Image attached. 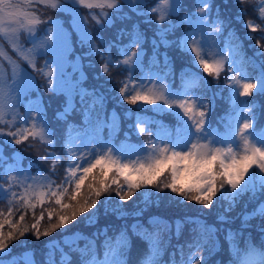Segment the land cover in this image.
Listing matches in <instances>:
<instances>
[{"label":"snow or ice","instance_id":"snow-or-ice-1","mask_svg":"<svg viewBox=\"0 0 264 264\" xmlns=\"http://www.w3.org/2000/svg\"><path fill=\"white\" fill-rule=\"evenodd\" d=\"M234 2L240 5L243 0H234ZM32 4L33 0H0V41L10 44L20 60L46 78L50 92L65 97L63 109L56 113L55 118L64 121L67 125L61 150L68 157V163L65 166L64 178L57 183L52 177L57 174V165L63 158L55 151V134L47 122L46 112L43 110V98L37 96L34 104L30 102L26 106L24 116L18 111L23 103L22 97L35 90V79L0 48V57L6 59L11 66L10 77L7 75L0 77V203L5 200L8 202V215L5 216L4 211L0 210V217H4L0 219V264H4L3 256L11 253L10 242L25 237L30 231L37 240L41 236H50L59 229H65L67 235L66 226L76 222L78 217L89 213L83 216V222L85 226H93L99 219L101 211L105 216L114 214L117 219L126 220L128 213L123 205L116 204L113 208H109L107 205L111 203V196L105 201L99 199L103 193L109 192L113 184L117 185L115 194L120 201L129 200L141 188L151 187L156 189L157 200L161 198L159 193L168 191L174 194L171 202L177 205H182L184 202L195 203L201 207V211L196 216H184L174 221L153 216L149 217L145 224L139 219H134L131 225H122L111 236L108 234V228L98 230L89 237L91 245H85L83 248L78 241L75 244L64 242L62 236L53 248L48 249L51 260L46 254L44 264H73L70 255L73 252L78 257L75 264H129L133 236L146 245V251L137 264H162L163 254L171 243L172 235L179 237L186 224L191 225L189 233L192 236L187 242L190 250L188 257L185 259L184 256L185 245H177L176 248L180 253L179 261L174 250L167 264H207L206 257H197L195 253L216 237L220 229L202 219L206 215L202 210L212 209L218 201L223 202L226 205L224 212L216 216V221L221 224L231 223L225 213L231 212L243 195L251 193V198L254 199L257 194H264V132L256 134L247 131L254 127L255 116L245 115V109L249 113H254V105L240 99L264 95V64L260 66L258 75L254 77L246 69L236 67L237 64L244 65L247 61L240 52L239 39L230 40L228 37H225V49L221 51H227L229 55L215 64L209 62L203 49L215 47L226 26V22L220 16L219 7L215 9V21L209 24L208 13L212 11V0H195L198 11L186 13L180 20V24H188L191 31L174 41H169L167 36L169 32H174L175 28L180 26L173 24L171 18L179 14L184 6L183 0H156L155 3H152V0H35L36 8L29 10ZM41 6L45 11L51 9L71 16L73 29H78L82 36L81 43L86 42L90 46V55L100 57L101 71L106 76L111 78L110 69L113 67L131 74L121 81L120 103L137 105L140 102L141 105H154L156 106L154 111L158 113L167 109L169 114L177 118L176 125L161 127V135L152 132L147 125L140 126L138 121L136 125L138 134L149 135L147 144L140 146L138 151L117 150L105 143L95 144L92 148L84 146L86 154L80 155V146L69 138L70 130L78 126L68 123L67 116L76 110L77 97L80 104L84 105L85 98L91 96L92 102L82 113L84 117L82 123L87 122L90 119V110L95 109L97 105L103 108L106 97L95 89L89 91L82 87L83 79L86 77L72 81L69 75L66 84L61 82L60 86H57L52 73L45 71L48 61H45L42 68L36 67V59L41 54V49L46 48L51 42L50 35L53 31L52 28H46L45 35L48 39L36 45L35 36L38 26L54 24L52 17L47 20L42 19ZM81 8L89 11L87 14H82ZM125 8L137 16L146 17L148 23L162 25L168 22L167 28L161 27L156 31V36L161 38L159 42H155L154 39L153 56H156L161 45L165 48L175 45L186 54L195 53L193 63H198L205 73L217 79L227 64L229 72L235 73L229 76L228 81L230 107L235 108L240 104V116L247 122L241 126L238 123L232 124L231 119H227L228 127L223 134L214 129L207 119L211 111L208 103L200 99L195 92L173 90L170 84L162 83L163 80H167L168 75H175L174 70L170 71V59L166 52L162 54L164 72L155 76L150 71L147 75L142 73L141 79L135 80L129 90V83L135 78L134 70L137 64H143V33L139 31V25L133 23L130 29L123 27L117 29L114 40L105 39L103 35L117 22L123 24L131 20V16L123 11ZM95 9L99 11H94ZM257 9L258 15L245 25L252 33L258 31L255 20L259 19L261 25H264V0L253 6L252 12L256 13ZM149 13L158 18L153 21ZM246 14V9L239 8L236 18L240 19ZM89 18L99 30V35L94 39L87 27ZM231 31L229 29V34ZM259 31L264 33V26L259 27ZM22 35L33 42V48L25 47L21 41ZM59 35L64 38L63 31ZM197 35L200 36L197 46L190 47L189 41ZM125 37L128 38V43L123 46L122 57L119 59L112 57L111 50L117 48L119 51L118 41ZM246 38L257 39L255 47L264 51V44L259 38L251 35H246ZM133 49L138 50L133 51ZM234 55H240V60H234ZM255 55L258 56L260 53ZM159 64L160 61L157 59L151 67H158ZM201 82L198 76L186 81L189 89L200 87ZM204 83L206 85V82ZM147 84L153 86L148 87ZM130 113V109L126 110L125 116ZM226 115L230 117L231 114ZM225 120L226 117H220L218 124ZM119 123V114L113 109L107 120L98 121V127L101 132L104 128H108L110 133L118 134ZM237 128H239V142L236 139ZM125 135L127 136V133ZM30 138L33 141L39 140L46 146L41 159L52 160L48 174L38 172L33 176L30 171L32 163L29 162V168H23L20 164L22 157L18 152L14 151L10 156L5 155L3 145H20ZM145 149H147L146 153ZM133 156L136 159H132ZM97 168L100 170L99 176L93 175ZM110 172H115L116 177H122L124 183L121 184L118 178H113L109 183ZM90 175L91 182L87 183L88 192L84 194L82 189ZM5 178L7 187H4ZM18 189L20 191H17ZM176 196L181 199L176 201ZM65 199L68 202H64ZM46 203L56 207L46 208ZM98 203L101 204V208L96 207ZM38 206L39 215L36 214ZM29 212L34 220L30 227L25 222ZM16 213H19V218L13 222L10 217L15 216ZM45 213H47V227L41 231V222L45 218ZM140 214L142 213H133V217ZM255 218L264 219V201H260L251 213L245 212L240 217L241 225L238 230L233 231L230 228L226 230L225 240L229 244L231 264H264V236L260 246H257L251 241L249 233L243 248L240 247L237 239L244 235L245 229L251 227L250 221ZM5 225L10 229L7 234L3 230ZM259 231L264 234V225L260 226ZM71 235H79L83 238L84 234L73 232ZM101 235L104 237L100 245L103 248L102 258L96 246V239ZM21 243L24 244L26 241ZM52 243V241L47 242V244ZM212 247H215L214 240ZM64 248L69 249V252L63 251ZM56 251L61 252L59 262L55 259ZM208 251L211 253V249ZM23 259V255L19 258L14 257L12 264H21ZM24 264H35V260L31 262L25 260Z\"/></svg>","mask_w":264,"mask_h":264},{"label":"trees","instance_id":"trees-1","mask_svg":"<svg viewBox=\"0 0 264 264\" xmlns=\"http://www.w3.org/2000/svg\"><path fill=\"white\" fill-rule=\"evenodd\" d=\"M156 2V1H154ZM258 0H243L240 5H237L234 0H212V11L209 12L208 17L212 21L216 19V11L215 9L219 7L220 9V16L226 22V26L224 28L223 34L220 35V38L223 43H225V37H228L230 40H235L236 38L239 39L241 48L240 52L244 56L245 61V68L247 69L248 73L251 76H256L259 73L260 66L264 64V51L260 48L255 47L257 43V39H247L246 35H251L260 39V42L264 44V33L259 31V27L264 26L261 25L259 19L255 20L254 22L258 26V31L252 33L245 27V25L252 20L254 16L258 15V9L256 13L252 12L253 6L257 5ZM183 7L180 9L178 15H174L171 20L173 24H180L181 18L190 12H196L197 8L195 7V0H183ZM239 8H244L247 10V14L244 15L242 18L237 19V12ZM48 11V12H47ZM44 11L47 14L53 13L51 10ZM50 12V13H49ZM57 15L56 13H54ZM131 16V20L125 21L123 24L117 22L116 25L112 28L107 29L103 35L105 39L114 40L116 39V31L119 28H131L133 23H137L139 25V31L143 33L144 40L142 41V47L144 50L143 53V67L142 69H136L135 71V80L138 79V75L142 72L148 73L151 70H156L158 73L164 72V61H163V53H167L171 68L170 71L174 70L175 75H168L167 82L171 85V87L175 90H189L195 92H201L203 98L206 99L211 111H209V120L211 126L214 129H217L220 133L225 132L227 125H224V122L218 124V119L220 117H227L226 114L230 113V99H229V69L227 65L225 66L224 70L219 74L218 79L214 76H210L203 71V69L199 66L198 63H193L195 57L192 54H186L182 52L179 48L175 45L165 48L163 45L159 47L156 56L153 55V43H150V39L156 38L155 42H159V36H156V31L158 28H167L168 22L160 25L158 28L153 23H148L146 17L144 16H137L136 14L132 13H125ZM67 25V23H66ZM46 25L42 27V30H45ZM187 29H191L188 24H180L179 27H176L174 32H169L167 39L169 41H174L178 37L182 36ZM229 29H231V34H229ZM99 35V30L97 29L92 33L93 39ZM71 44L73 45L72 50L74 54L80 56L84 61H87L88 64L95 67L94 74L92 77H89L88 80L82 83V87L92 91L95 89L98 93H103L106 97L105 105L102 108L100 105H97L95 109L90 110V119L87 122H83L84 119L82 113L85 108L92 102V97L85 98V104L81 105L80 102L78 106H76V110H74L71 114L67 116V122L71 124H75L78 127L71 129L69 133V138L74 133H84L88 134L91 130L94 131L95 137L99 143L101 140L108 137V130L104 128L103 131H100L98 127V121L107 120L109 114L112 113V110L115 109V112L119 114L120 117V124H119V132L116 139H114L115 144L122 143L123 141L133 142L137 141H147L149 139L148 134L143 135H133L135 134L137 122L144 120L147 121L151 119L148 126L151 128L152 132L160 130L161 127H172L173 124L177 123V118L173 115H170V118L167 120H162L163 122H158V116L154 117L152 115V108L150 105H141L138 102L137 105H130L126 102L120 103V87L122 86L121 81L125 80L128 76L126 72L123 70H119L117 68H113L110 70L111 78L108 77V81L110 83L104 82L102 77H104V73L99 76L101 71V59L97 55H90V46L85 42L81 43V39L75 38L73 35L71 37ZM128 38L125 37L124 39L118 41L120 45V49L118 51L117 48H113L111 50L112 57L121 58L122 53L121 49L124 45H127ZM256 53H260V55H255ZM12 54V53H11ZM72 54V51H71ZM240 57V55H239ZM159 59L160 64L158 67H151L155 61ZM100 67L99 71L96 72L97 68ZM201 78V85L198 88H191L189 89L186 81L189 78L195 77ZM206 82V85L205 83ZM45 92V91H44ZM46 92H50L47 91ZM55 96L54 99L43 96V110L46 112L47 122L50 125L51 129L54 131L55 136H59V142L57 146H55V151L59 154V151L63 154L61 150L62 141L65 137V131L67 125L62 120H57L55 115L58 111L62 110L64 106V99H61L60 95H53ZM77 101L79 99L77 98ZM246 101H249L252 105H254L255 109L254 112L256 113L255 116L259 117V120L256 123L254 128H257L258 125L264 121V95H253L251 97H247ZM131 110L130 115L127 117L125 116L126 110ZM103 113V114H102ZM127 133V136L125 135ZM31 145V147H29ZM17 146V145H16ZM19 147H14L18 153L22 154L24 158L22 159L21 163L23 166H27V162H32L35 166L32 167L33 171H41L45 174H48L50 171V164H52V160H44L41 159V156L44 154L46 149L45 145H38L37 141H25L18 145ZM48 150H51L48 148ZM5 155H9L8 150L4 149ZM66 162V157L64 158ZM63 168V161L62 164L60 163L57 165V174L52 177L55 179L57 183H59L65 176V172L62 174H58V169ZM113 178H118L120 183L123 184L119 177L114 175H110L108 177V182L110 183ZM91 182V179L89 180ZM117 189V185H112V188L109 192H105L99 198L100 201H105L111 196V203L107 206L109 208H113L116 204L123 205L124 210L128 213L126 220L117 219L114 214H109L105 216L101 211L99 219L95 222L93 226H85L84 222H79L83 216L89 215V213H84L81 217H78V220L73 224L67 225V232L68 234L65 235V229H59L56 232H53L50 236H41L39 240L35 238L33 233L30 231L26 234L25 237L17 239L15 241L10 242L9 247L11 248V253L8 254L9 257L19 258L22 255L29 254L30 262L35 260V264H44L46 254L49 260H51V254L48 252V249L53 248L56 241L60 240L61 237H64V242H67V238L72 236L71 233L78 232L83 233V238L77 235L76 240L70 243L75 244L77 241L80 243L81 248L85 245H91V240L89 237H92L94 233L98 230H103L105 228L109 229V235H113L114 232L121 228L122 225L128 224L131 225L134 222V219H139L141 222L147 224L149 217L159 216L163 217L168 221H174L178 219H182L184 216H196L200 213L201 207L196 205L191 207L192 203L184 202L182 205H177L175 202H171V198L174 194L165 191L163 193H159L160 199H156V189L154 188H141L138 190L129 200L127 201H120L119 197L116 196L115 192ZM84 188L82 189V191ZM87 194V193H85ZM143 194V195H142ZM244 196L246 197L244 200ZM181 198L176 196L175 200L179 201ZM147 201V203H145ZM260 201H264V194H257L256 198H251V193L248 195H243L236 203L234 209L231 212L225 213V215L232 221L231 223H217L216 216L220 213L224 212V207H219L217 204L213 206L212 209H203L202 211L206 214L202 217L209 225H215L216 228L220 229L217 232L216 237H213L212 240L215 241V247H212V240L202 247L199 252H196L195 255L197 257H206L207 264H231L232 257L229 253V244L225 240L226 230L232 229L236 231L240 228L241 219L240 217L243 216L245 212L251 213L253 209L257 207ZM64 202H68L65 199ZM56 207L55 205L45 204V207ZM97 208H101V204L98 203L96 206ZM40 207L38 206L36 209V214L39 215ZM133 213H142L136 217H133ZM7 216V215H6ZM4 217H0L3 219ZM19 218V213H16L15 216L10 217V219L15 222ZM25 222L30 225L34 222L31 212H29L25 217ZM251 227L244 230V235L242 237H237L240 247H244L245 240L249 237V233L251 234V241L255 243L257 246H260L262 234L259 231L261 225H264V219L255 218L250 221ZM47 227V213H45V218L41 222V231ZM191 225H185L183 228L182 233L179 237L172 235L171 243L167 247L166 251L162 257V264H167L170 259V254L175 250L176 251V259L179 261L180 253L179 250L176 248L177 245H185L184 247V256L185 259L188 257L189 248L187 247V242L192 239L191 234L189 233V228ZM4 232L10 230L8 225H5ZM131 235V233H129ZM167 239V237H166ZM104 240L103 235H101L98 239H96V245L99 256L103 253V248L100 247L101 242ZM21 241H26V243L22 244ZM48 241H52V244H47ZM47 244V247H46ZM208 249H211V253H209ZM63 251L69 252V249L64 248ZM146 251V245L136 237H132V247L131 253L128 258L129 264H137L140 258L144 255ZM72 256L73 264H75L76 260L78 259L76 253H70ZM61 252H55V259L57 262L60 261ZM21 264H24V261L21 260Z\"/></svg>","mask_w":264,"mask_h":264},{"label":"rangeland","instance_id":"rangeland-1","mask_svg":"<svg viewBox=\"0 0 264 264\" xmlns=\"http://www.w3.org/2000/svg\"><path fill=\"white\" fill-rule=\"evenodd\" d=\"M154 1H156V0H152V3H155ZM259 3H260V0H258L257 5ZM35 8H36V4H35V0H33L32 8L29 9V10H34ZM48 10H51V9H48ZM44 11L45 10L41 6V12L43 13L42 19L47 20L49 17H52V19L54 21V24H48L45 27V30H46V28H52L53 29V31H52V33L50 35L51 42L48 44V46L46 48L41 49V54L36 59V67L38 69L42 68L45 65V61H48L49 64H48V67L45 69V71H50L52 73L54 83L57 86H60L61 82L66 84L68 82V80H69V75H70V78H71L72 81H76L78 79H82L83 77H86V79H83V82L88 80V78L92 77V75L94 74L95 67L90 65V64H88L87 61H84L80 56L75 55L74 51L72 50L73 45L71 44V40H70L72 35L75 38H78V39H82V36L79 34V30L78 29H73L72 24H71V16L68 13L56 12V11H53V10H51V12H53V13L49 12L50 14H47ZM80 11H81L82 14H87V12L89 10L86 9V8H81ZM94 11H99V10L95 9ZM123 11L125 13L132 14V12H129V10L127 8H125ZM196 11H198V9ZM54 13H56L57 15H55ZM149 15L151 16L153 21H155L158 18L156 15H152L151 13H149ZM144 21H147V18ZM213 21L214 20H212V21L210 19L208 20L209 24H211ZM66 23H67V25H66ZM44 25L45 24H41V25L38 26V31H37V34L35 36V44L36 45H39L43 40L48 39V37L45 35V30H42V27ZM152 25H155L157 28L160 26V25H157L156 23H153ZM60 26H62V28ZM87 27H88V30L91 32V34L94 31L97 30L94 22L91 21L90 18H89V23H88ZM61 31H63V33H64V38L63 39L59 35V33ZM190 31H191V29H187L185 31V33H188ZM154 39H155V41L157 40L154 37V38L150 39V43H153ZM199 40H200V36L199 35L194 37V39L192 41H189L190 47L191 46H197V42ZM21 41L25 44L26 48H33V46H34L33 42L27 40L26 37H24L23 35L21 37ZM0 48L3 49V51L6 53V55L8 57H11L12 60L17 61L20 64V66L22 68H24L28 73H30L31 76L34 77V79H35V85H34V89L35 90H32V91L26 93L22 97L23 103L21 104L20 108L18 109V111H19L21 116L25 115L26 106L30 102H32L34 104L37 101V96H40L42 98H44L43 96H45V97L48 96V97L54 99L55 96H53L54 94L52 92H46V90L47 91H49V90H48V87H47V84H46V78L45 77H43L38 71H34L31 67L28 66V64L26 62L20 60L19 57L17 56V53L15 51H13L11 45L8 44L6 41H0ZM224 49H225V43L222 42V40H221V38L219 36L217 45L215 47H207V48L203 49V52L206 55V57L209 59V62L215 64L217 61H220L224 57H227L229 55V53L227 51H221V50H224ZM137 50L138 49H133V51H137ZM71 51H72V54H71ZM122 52H123V48L121 49V53ZM129 55H131V53H129ZM193 56L195 57V53H193ZM233 59L236 60V61H239L240 57H239V55H234ZM142 60H143V55H142ZM226 65L227 64H225V66ZM142 67H143V64L142 65H140L139 63L137 64V68L138 69H142ZM236 67L246 69L245 65L237 64ZM113 68H111V69H113ZM227 68H228V66H227ZM74 69H75V71H74ZM99 69H100V67L97 68L96 72L99 71ZM150 72L152 73L153 76H155L157 74H160L156 70H151ZM102 73L103 72H101L99 74V76H101ZM142 73H143V75H147L148 74V73H145V72H142ZM142 73L140 75H138V79L137 80L141 79ZM126 74L128 76L131 75L130 73H126ZM5 75L10 77V75H11V66L9 65V63H8V61L6 59H4L3 57H0V77H4ZM230 75H235V73H230ZM108 77L109 76L104 75V77H102V80L104 82H107L108 81ZM108 82L110 83V81H108ZM134 83H135V78H134V80L132 82L129 83V90L131 89V87L133 86ZM145 83H147V81ZM153 83H156V82H153ZM162 83L169 84L166 80H163ZM147 86L148 87H152L153 84H147ZM173 90H175V89H173ZM184 91H189V90H184ZM190 92H195V91H190ZM201 92H203V90H201L198 93L195 92V94L200 99H202L205 103H207L206 99L203 98V96H202L203 94ZM228 92H229V99H230V90ZM60 96H61V99L62 100L64 99V101H65V97L63 95H60ZM77 98L79 99V97H77ZM77 98H76V106L79 105V103H78L79 101H77ZM246 98L247 97L240 98V99L246 101ZM150 106H151L152 111H153L152 115L154 117L158 116V122H163L162 120H167L168 118H170L171 114H169L167 109H165L163 112H159L158 113V112L154 111L156 106H154V105H150ZM240 108H241V105L237 104L235 106V108H231L230 109V114L231 115H230V117L229 116L226 117V120L224 121V123H225L224 125L228 126L227 119H231L232 124L238 123L241 126L245 122H247L242 116H240ZM62 109H63V107H62ZM254 109H255V107H254ZM250 114H254V116L256 115L255 112L254 113H249L248 110L245 109V115H250ZM180 115L182 116V113H180ZM209 117H210V115L208 114V117H207L208 120H209ZM258 120H259V117L255 116V120L253 121L254 127L256 126V123H257ZM150 121H151V119H148L147 121L141 120L140 121V126H145V125L148 126ZM167 127H164V128H167ZM254 127L252 129L247 130V131L254 132L253 131V129H255ZM107 130H108V128H107ZM94 131L91 130L88 134L77 133L76 132L73 135H71V137H70L71 141L74 144L80 146V151H79L80 155H85L86 154L85 151H84V146H87L88 148H92L95 144H101L102 145V144L107 143V144H110L112 147L116 148L117 150L125 149L128 152L138 151L139 147L141 146V145H138L136 143L134 144V143H127V142L122 143V145H120V146L114 145V143H115L114 139H116L117 136H119V135L117 133H110L109 130H108V137L103 139V140H101V143H99L97 141L96 137H95ZM134 132H135V134H133V135H140V134H138L137 127H136V130ZM236 132H237L236 139H237V142H239V128L236 129ZM155 133H158V134L162 135L160 130L155 131ZM256 134H259V133H256ZM28 141H32L31 138ZM55 141H56L55 146H57L58 142H59V145H60V141H59V136L58 135L55 136ZM37 143L40 146L42 145L39 142V140H37ZM157 143H159V141H157ZM14 147H19V146L18 145L17 146L16 145H3V148L8 150V153H9V155H6V156L12 155V153L14 151L17 152V150ZM106 150L107 149H105V151ZM97 151H99V149H97ZM146 151H147V149H145V153H146ZM59 155H61L62 158H63L62 159L63 168H59L58 169V174L60 175V174L65 172V166L68 163V157L65 156L64 154H62L60 151H59ZM20 156L22 157V159L24 158V156L22 154H20ZM65 157H66V162L64 160ZM132 159H136V157L133 156ZM21 161H20V164H21V166L23 168H26V169L29 168V162L26 163L27 166H23ZM77 162H79V160H77ZM125 162H127V161H125ZM61 164H62V162H61ZM51 165L52 164H50V166ZM34 166L35 165L32 163V167H34ZM5 167H7V165H5ZM32 167L30 168V171H31L33 176H36V174L38 172L42 173V174H45V173H43V172H41L39 170L38 171H36V170L33 171ZM99 171H100L99 168L95 169L94 172H93V175L99 176ZM78 174H79V171H78ZM110 175H114V172H110L109 176ZM119 178L124 183L123 178L122 177H119ZM90 179H91V175L89 177V180ZM89 180L85 182V185L83 187L84 188V190H83L84 194L88 192L87 183H89ZM4 187H7L6 178H5ZM17 191H20V190L18 189ZM245 198L246 197L244 196V200H245ZM217 205L219 207L225 206L223 204V202H219V201L217 202ZM194 206H195V203H192L191 207H194ZM7 208H8L7 200H5L2 203H0V210L4 211L5 216L8 215ZM79 222L80 223L83 222V218L80 219ZM76 238H77L76 236H69L66 240H67L68 243H70L72 241H75ZM23 256H24L23 261L26 260V261L30 262L31 258L29 256V254H25ZM13 258L14 257H9L8 254L4 255L3 256L4 264H12Z\"/></svg>","mask_w":264,"mask_h":264}]
</instances>
